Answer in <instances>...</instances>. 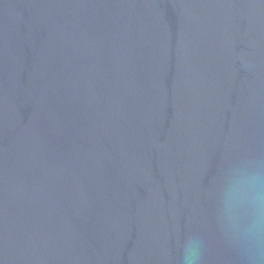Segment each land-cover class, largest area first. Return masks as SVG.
<instances>
[{
    "label": "water",
    "instance_id": "water-1",
    "mask_svg": "<svg viewBox=\"0 0 264 264\" xmlns=\"http://www.w3.org/2000/svg\"><path fill=\"white\" fill-rule=\"evenodd\" d=\"M250 150L264 0H0V264H174L195 231L220 264L206 193Z\"/></svg>",
    "mask_w": 264,
    "mask_h": 264
},
{
    "label": "clouds",
    "instance_id": "clouds-1",
    "mask_svg": "<svg viewBox=\"0 0 264 264\" xmlns=\"http://www.w3.org/2000/svg\"><path fill=\"white\" fill-rule=\"evenodd\" d=\"M206 198L220 264H264V150L228 156ZM207 250L205 232H191L179 242L174 264H207Z\"/></svg>",
    "mask_w": 264,
    "mask_h": 264
}]
</instances>
